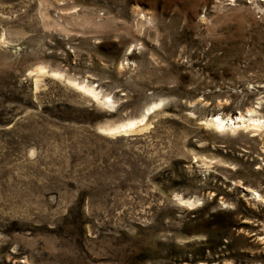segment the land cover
I'll return each mask as SVG.
<instances>
[{
    "label": "rangeland",
    "instance_id": "374dc122",
    "mask_svg": "<svg viewBox=\"0 0 264 264\" xmlns=\"http://www.w3.org/2000/svg\"><path fill=\"white\" fill-rule=\"evenodd\" d=\"M0 264H264V0H0Z\"/></svg>",
    "mask_w": 264,
    "mask_h": 264
},
{
    "label": "bare ground",
    "instance_id": "6f19581e",
    "mask_svg": "<svg viewBox=\"0 0 264 264\" xmlns=\"http://www.w3.org/2000/svg\"><path fill=\"white\" fill-rule=\"evenodd\" d=\"M40 68V67H38ZM72 82V81H71ZM73 84V83H72ZM75 85V83H74ZM77 85V84H76ZM80 90H84L88 94L92 96L94 100H96L102 107L104 106L106 109L112 111L114 108L113 101L111 97H100L99 92L95 90V88L92 87H86L84 85H78ZM159 106V103H155L152 106L147 107L143 113L139 116V118H129L127 120H124L122 122H119L109 128H107L105 131L110 134H119V133H125L128 131H133L137 126L143 124L147 117L149 116V113H151L155 108ZM248 123L247 127H253L254 131H257L258 129H261L263 127V124L260 123L259 120L256 121V123ZM204 125L206 127L213 128L216 132H224L226 129L234 130L235 128L232 126V123H225L223 118L220 116L211 117L210 119L204 121ZM246 127V128H247ZM179 198V197H178ZM181 203H185L189 206H193L194 201L192 200H184L180 199Z\"/></svg>",
    "mask_w": 264,
    "mask_h": 264
}]
</instances>
